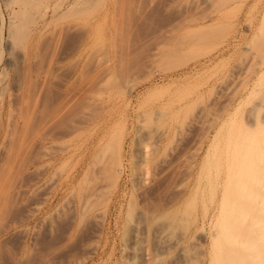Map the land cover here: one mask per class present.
I'll use <instances>...</instances> for the list:
<instances>
[{"label": "rangeland", "instance_id": "obj_1", "mask_svg": "<svg viewBox=\"0 0 264 264\" xmlns=\"http://www.w3.org/2000/svg\"><path fill=\"white\" fill-rule=\"evenodd\" d=\"M43 1L0 0V264H264V0Z\"/></svg>", "mask_w": 264, "mask_h": 264}, {"label": "bare ground", "instance_id": "obj_2", "mask_svg": "<svg viewBox=\"0 0 264 264\" xmlns=\"http://www.w3.org/2000/svg\"><path fill=\"white\" fill-rule=\"evenodd\" d=\"M41 3H44V1L43 0H8V7L11 9V12H12V15L13 16H17V17H19V25L17 24L15 27H14V29H13V31H12V34H13V32H14V35H16V37L19 35V33L21 34V33H23V34H25L29 29L27 28V26L29 25L28 23H32V24H37V23H33L34 21H36V20H34V15L32 14V12L33 11H37L38 13H40V15H42V13L44 12H39L40 11V8H41V6H42V4ZM46 6H48V5H46ZM7 7V6H6ZM49 7V6H48ZM43 8V7H42ZM48 9V8H47ZM46 9V10H47ZM45 10V9H44ZM49 11V10H48ZM47 12V11H46ZM46 12H44V15H46L45 13ZM54 12V11H53ZM36 13V12H35ZM11 15V16H12ZM19 15V16H18ZM43 16V15H42ZM14 19V18H13ZM17 19V18H16ZM36 19V18H35ZM14 21V20H13ZM33 21V22H32ZM14 23V22H13ZM13 23L11 24V26L13 25ZM16 24V23H15ZM28 24V25H27ZM31 24V25H32ZM27 25V26H26ZM31 25H29V27L31 26ZM14 26V25H13ZM12 26V27H13ZM24 27H25V30H24ZM26 28L28 29V30H26ZM26 31L25 33L23 32V31ZM10 32H11V30H10ZM23 34H21V35H23ZM11 35V34H10ZM21 35H19V36H21ZM25 36H26V34H25ZM14 37V36H13ZM24 37V36H23ZM251 151V150H250ZM253 152V151H252ZM263 161V160H262ZM262 161H260V163L259 162H257V163H255V164H252V173H254L255 171H257L256 169H258V167H261L262 165H263V167H264V161H263V163H262ZM254 166V167H253ZM262 169H264V168H262ZM260 171V170H259ZM251 172L249 173V174H252ZM242 174V173H241ZM240 174V175H241ZM241 176H243V174L241 175ZM249 180H247L246 182L248 183V184H254L255 182L252 180H250L249 182H248ZM238 182H241V181H238ZM243 182V181H242ZM246 182H244L245 183V186H248L247 185V183ZM244 183H242V184H244ZM256 184V183H255ZM241 185V184H240ZM249 185V188H243V190H245V191H240V190H238V191H240L239 193H244V192H247V194H248V191H249V193H251L252 192V195H253V193H254V195H255V193H258V189H255V188H252L251 186ZM251 187V188H250ZM261 189V188H260ZM237 191V192H238ZM263 191H264V189H263ZM262 192V191H261ZM264 194V193H263ZM246 194L244 193V195L242 194L241 195V199H243L242 198V196H245ZM251 196L250 197V199L252 200V201H250L249 202V200H248V203L246 202V203H243V205H241V207H245V208H247V210H248V213H253V212H255L257 209V207H258V205L260 206V203L261 202H258V200H253V198L256 196ZM263 200V199H262ZM264 202V201H263ZM262 202V203H263ZM262 206V208H263V205H261ZM260 206V207H261ZM259 207V208H260ZM254 209H256V210H254ZM246 210V209H245ZM252 210H254V211H252ZM249 211H251V212H249ZM247 213V214H248ZM163 214V213H162ZM167 215V214H166ZM251 216L250 217H252L253 215L252 214H250ZM163 217H164V215H163ZM161 218H162V215H161ZM160 217H159V219H161ZM163 219V218H162ZM164 219H165V217H164ZM163 219V220H164ZM170 219V218H169ZM172 219V218H171ZM170 219V221L169 222H171L172 220ZM255 219V218H254ZM254 219H251V221L253 220V222H254ZM163 220H162V222H163ZM166 220V219H165ZM164 220V221H165ZM246 221L247 220H245V222L244 223H246ZM248 222V221H247ZM249 223V222H248ZM251 223V222H250ZM255 223V222H254ZM231 224H233V223H231ZM257 224V223H256ZM253 225H255V224H253ZM164 226V225H163ZM230 226V225H229ZM232 226H230V228H231ZM251 227H253V226H251ZM250 227V228H251ZM255 227V226H254ZM248 228H249V226H248ZM250 228H249V230H250ZM130 230V229H129ZM254 230V229H253ZM252 231V230H251ZM254 232V231H253ZM254 239V238H253ZM252 240V239H251ZM255 240H256V238H255ZM257 241V240H256Z\"/></svg>", "mask_w": 264, "mask_h": 264}]
</instances>
